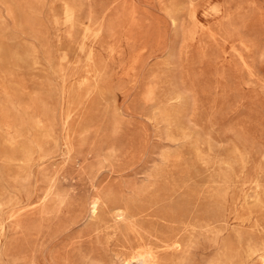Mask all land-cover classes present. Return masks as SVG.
<instances>
[{
    "label": "rangeland",
    "instance_id": "obj_1",
    "mask_svg": "<svg viewBox=\"0 0 264 264\" xmlns=\"http://www.w3.org/2000/svg\"><path fill=\"white\" fill-rule=\"evenodd\" d=\"M0 264H264V0H0Z\"/></svg>",
    "mask_w": 264,
    "mask_h": 264
},
{
    "label": "bare ground",
    "instance_id": "obj_2",
    "mask_svg": "<svg viewBox=\"0 0 264 264\" xmlns=\"http://www.w3.org/2000/svg\"><path fill=\"white\" fill-rule=\"evenodd\" d=\"M69 22V21H68Z\"/></svg>",
    "mask_w": 264,
    "mask_h": 264
}]
</instances>
